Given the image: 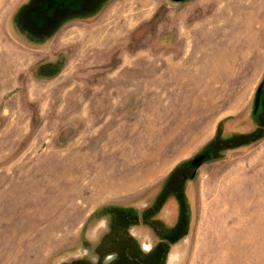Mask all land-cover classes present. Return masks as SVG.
<instances>
[{
	"label": "rangeland",
	"instance_id": "374dc122",
	"mask_svg": "<svg viewBox=\"0 0 264 264\" xmlns=\"http://www.w3.org/2000/svg\"><path fill=\"white\" fill-rule=\"evenodd\" d=\"M262 83L264 0H0V264L122 213L179 226L167 264H264Z\"/></svg>",
	"mask_w": 264,
	"mask_h": 264
},
{
	"label": "flooded vegetation",
	"instance_id": "af4514ba",
	"mask_svg": "<svg viewBox=\"0 0 264 264\" xmlns=\"http://www.w3.org/2000/svg\"><path fill=\"white\" fill-rule=\"evenodd\" d=\"M146 215L122 213L118 217L115 215L109 217V232H105L101 239L95 242L96 247L89 248L95 250L96 259L88 256L78 264H121L122 262L130 264L136 261L142 264L146 262L152 264L153 261L154 264H167L175 253L173 248L181 241L179 236L174 240L175 232L179 226L154 217L156 223L161 222L165 228L159 235L156 230L154 231V222L146 223ZM119 218H123V220H119ZM114 222L117 225L121 222V226L125 227L117 230L114 228L115 226L111 227ZM108 247L110 250L106 251Z\"/></svg>",
	"mask_w": 264,
	"mask_h": 264
},
{
	"label": "water",
	"instance_id": "95a60500",
	"mask_svg": "<svg viewBox=\"0 0 264 264\" xmlns=\"http://www.w3.org/2000/svg\"><path fill=\"white\" fill-rule=\"evenodd\" d=\"M62 1H64V0H62ZM172 1L181 2L183 0H172ZM262 89H263V84L260 85V87H259V89L257 91V94H256V106H255V109H254L255 112L258 111L259 106H260V98H261ZM206 159H207V153H204V154L196 157L193 160V165L195 166L196 169H199V168H201L204 165Z\"/></svg>",
	"mask_w": 264,
	"mask_h": 264
},
{
	"label": "trees",
	"instance_id": "16d2710c",
	"mask_svg": "<svg viewBox=\"0 0 264 264\" xmlns=\"http://www.w3.org/2000/svg\"><path fill=\"white\" fill-rule=\"evenodd\" d=\"M264 88V87H263ZM262 91H263V89H262ZM261 96H262V92H261ZM260 103H261V98H260Z\"/></svg>",
	"mask_w": 264,
	"mask_h": 264
},
{
	"label": "crops",
	"instance_id": "0c3cea01",
	"mask_svg": "<svg viewBox=\"0 0 264 264\" xmlns=\"http://www.w3.org/2000/svg\"><path fill=\"white\" fill-rule=\"evenodd\" d=\"M263 84V83H262ZM263 87H264V85H263Z\"/></svg>",
	"mask_w": 264,
	"mask_h": 264
}]
</instances>
